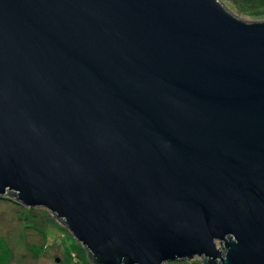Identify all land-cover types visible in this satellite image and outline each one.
<instances>
[{
	"label": "water",
	"instance_id": "water-1",
	"mask_svg": "<svg viewBox=\"0 0 264 264\" xmlns=\"http://www.w3.org/2000/svg\"><path fill=\"white\" fill-rule=\"evenodd\" d=\"M6 194L97 264H264V18L221 0H0Z\"/></svg>",
	"mask_w": 264,
	"mask_h": 264
},
{
	"label": "rangeland",
	"instance_id": "rangeland-1",
	"mask_svg": "<svg viewBox=\"0 0 264 264\" xmlns=\"http://www.w3.org/2000/svg\"><path fill=\"white\" fill-rule=\"evenodd\" d=\"M236 15L264 18V0H221ZM220 245L219 241L216 242ZM201 256L166 264H203ZM0 264H97L70 229L46 207H27L0 197ZM99 264V263H98Z\"/></svg>",
	"mask_w": 264,
	"mask_h": 264
}]
</instances>
